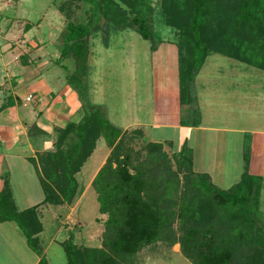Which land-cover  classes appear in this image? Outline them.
Returning a JSON list of instances; mask_svg holds the SVG:
<instances>
[{
    "label": "trees",
    "instance_id": "16d2710c",
    "mask_svg": "<svg viewBox=\"0 0 264 264\" xmlns=\"http://www.w3.org/2000/svg\"><path fill=\"white\" fill-rule=\"evenodd\" d=\"M159 7L164 25L175 35L180 104L190 107V84L210 53L222 54L264 71V0H159ZM58 11L65 23L59 33L61 47L56 62L58 65L70 59L71 75L64 78L68 83L69 78L76 79L71 89L76 93L82 116L75 124L67 123L59 130L51 150L36 155L42 175L40 204L57 201L53 186H64L63 190L59 188L63 199H72L76 189L74 174L99 135L108 146H113L91 181L99 212L106 214L102 247L77 248L69 235L62 244L66 263L120 264L133 257L143 245L159 239L178 243L182 254L193 264H264L263 236L251 242L246 240L251 252L239 255L237 238L227 234L234 231L242 237L245 231L242 226L247 231L248 223L257 218L259 182L247 173L245 155L242 172L233 186L219 189L206 174H197L191 189H184L186 193L192 190L193 196L186 197L183 191L182 200L177 202L174 200L177 175L184 169L189 171V149L185 145L180 149L174 171L168 169L161 146L156 142L145 145L148 162L136 161L132 165L131 148H121L125 133L108 122L102 106L86 98L84 81L89 70V39L97 31L115 33L130 29L149 41L152 48L159 43L151 28L147 0H66L58 6ZM59 67L67 68L63 64ZM180 123L186 122L181 119ZM134 132L133 135L141 134V130ZM183 177L189 178V175ZM158 194H165L169 201L162 204ZM37 209L33 206L16 211L8 180L2 176L0 221H14L25 236L27 246L38 255V264H48L37 246L36 236L41 231ZM174 219L178 220L181 230L177 237L172 229ZM252 246H257V250ZM236 255L241 260L239 263L235 261Z\"/></svg>",
    "mask_w": 264,
    "mask_h": 264
},
{
    "label": "rangeland",
    "instance_id": "374dc122",
    "mask_svg": "<svg viewBox=\"0 0 264 264\" xmlns=\"http://www.w3.org/2000/svg\"><path fill=\"white\" fill-rule=\"evenodd\" d=\"M65 1L0 0V46L4 50L2 51L4 55L0 58V83L3 81L4 63L7 65L6 71L9 75H17L19 71H23L21 73V80L24 81V85L18 91V94L23 95V98L26 97L25 101H29L33 106L40 101H38L37 97H31L30 90L28 91L27 88L29 85L37 86V90L40 92L41 90L44 91L42 87L45 84L48 88L61 95L71 89L72 85H75L76 82L75 78H69L70 83L64 78L65 75H71L70 71H72V67L70 59L68 58L59 62V64H63L67 68L59 67V64L57 65L56 62L57 58H59L61 47L59 33L65 23L63 16L58 11V6ZM147 2L151 9V28L154 32V38L156 37L159 43L155 44L152 48L149 41L143 40L130 29L120 30L115 33L108 32V30L97 31L89 39V70L84 81L86 82L85 90L87 89L86 98L90 103L103 104L107 108L105 114H108L116 123V127L125 133L121 148L127 150L131 148L130 158L132 165H135L136 161L148 162L149 157L146 154L145 145L156 142L161 146L160 150L164 159H166L168 169L174 171L177 167L176 163L179 160L178 154L180 149L184 145L188 149H191L187 150L191 158L189 171L184 169L183 173L179 172L177 175L178 184L177 189H175V201L182 200L184 189H191L193 178L197 174L204 173L215 187L223 190L227 189L238 181L241 173V171H238L239 168L232 166L233 160H231L229 154H226L227 152L225 151V140L232 138L233 134L226 132L218 133L222 142L216 148H213L211 141L216 137H212L208 133H205V136L202 137L200 135L198 137L191 135L187 137L185 144L179 146L174 141L172 142L170 138L174 137L173 139L177 140L183 133L171 136L169 130H156L160 136H164L165 139L168 138L169 141H154L152 127L147 128L145 126L144 128L136 125L138 121L153 122V110L155 106L153 92L156 76H160V70L162 71V68L160 69L161 63H163L164 59H167L166 57H161L160 50L164 44L175 47L174 32L163 23L164 17L159 7V0H147ZM26 25L28 26L27 30L25 28ZM169 49L171 52V48ZM169 51L166 50L167 54ZM171 55L173 57L167 59V63L174 62L177 72L176 47L172 54L169 53L167 57ZM232 64L235 66L245 65L246 70L250 72L254 70L259 72L260 70L222 54L210 53L203 60L198 76L199 78L204 75L208 77L213 73L212 76L219 77L220 79L224 77L231 78L232 76H228L227 71H229V68L227 67L233 66ZM31 72L34 74L33 77L30 76ZM222 72L223 75L219 74ZM20 75H17V78ZM26 80L28 82H25ZM210 81L212 82V80ZM27 83L29 84L28 86ZM201 83H197V85ZM39 85L41 86L39 87ZM195 87L198 88L197 86ZM223 88L224 86H222ZM8 89L9 87L6 85L4 88L6 92L0 93V99L2 98L3 101L8 99V92H10ZM206 105L204 104V106ZM25 108L27 111L29 110L28 105L25 103L20 106L22 114ZM223 109L221 104L212 109L204 108L205 111H202L201 116L202 123L207 124L212 122V124L215 123V125L221 126L223 122L230 124L234 121V123H237V118L233 117H237V115L228 112V114L224 113ZM188 112V109L187 111L184 108L180 109L178 112L180 119H189L191 115ZM4 121H7L5 113L0 115V122ZM61 128L55 126L52 130L51 145L56 142ZM134 130H141V134L133 135ZM129 138H132V140L130 141ZM176 140L175 142H177ZM112 149L113 146H108L100 135L96 138L89 155L74 174L76 189L70 201L63 199L62 190L64 186L56 187L51 184L57 201L53 204L43 205L46 206L44 207L46 210L44 213L43 211L40 212H42L41 216L44 214L41 223L44 229V239L39 240V235L36 236L38 239L37 244H39L37 246L42 251L40 254L45 257L48 264H67L62 244L69 235H71L72 242L77 248L102 247L101 241L106 214L99 212V203L91 181L97 171L104 165ZM45 151L49 150L45 149L40 152ZM116 154L120 155L118 152ZM119 155L117 157L121 158V155ZM144 164L146 165V163ZM34 165L38 180H40L42 178L40 166L38 164ZM114 166L115 163L112 162L111 167ZM145 167L143 168L144 170H146ZM163 170L166 171V169ZM20 171L21 173L15 171V182L12 180L16 184L13 191L17 197L16 201H18L19 197H26L28 194L34 195L36 192H39L38 194L40 195L41 190H37L36 178L30 174L26 175V172L24 174L22 170ZM205 171H210L211 173L207 174ZM128 172L130 174L133 173L131 169H128ZM161 174L160 172L158 175L161 176ZM185 174H188L189 178H184ZM190 191L187 193L184 191L185 193H183L185 196L187 194L186 197H192L193 195ZM160 200L162 204L165 201H169L165 194H158V201L160 202ZM16 206H18V203H16ZM242 227L245 229V231H242V237L238 236L237 232H227L231 237L237 238L239 242L238 248L240 249L239 255L244 254V252H251V246L246 244V240L249 239L251 242L254 238L256 240V238L264 237V197L258 198L257 218L248 223L247 231L245 225ZM172 229L176 237L180 236L181 230L179 229L177 219H174ZM23 237L25 238L24 235ZM252 247L257 250V246ZM44 250L45 253H43ZM239 255L235 256V261H238L237 263L241 261ZM120 264L193 263L182 254L178 243H169L166 240L155 239L143 245L135 252L133 257L126 258Z\"/></svg>",
    "mask_w": 264,
    "mask_h": 264
},
{
    "label": "crops",
    "instance_id": "0c3cea01",
    "mask_svg": "<svg viewBox=\"0 0 264 264\" xmlns=\"http://www.w3.org/2000/svg\"><path fill=\"white\" fill-rule=\"evenodd\" d=\"M169 48H171V52ZM172 48L174 49L172 50ZM2 49L0 46V58L4 55ZM166 50L172 54L175 47L164 44L160 50L162 58L169 59L173 57L172 55L167 57L169 53L167 54ZM167 59H161L163 60L160 66L162 71L160 70L159 77L156 76L153 92L155 104L153 122L138 121L136 125L144 128L145 126L147 128L152 127L154 141H169L168 138L165 139L164 136H160L156 130H169L171 136L183 133L177 140L173 139L174 137L170 138L172 142L174 141L179 146L185 144L187 137L191 135L202 137L205 136V133H208L212 137H216L211 140L213 148H216L222 142L218 133L233 134L232 138L225 140L226 154H229V157L233 160V163L231 162L232 166L239 168L238 171L241 172L243 157L246 156V171L249 175L256 177L259 182L258 198L264 197V72L260 70L259 72H256V70L250 72L246 70L245 65L235 66L232 64L233 66L227 67L229 68V71H227L228 76L232 77H224L223 80L212 76L213 73H208L210 74L208 77L204 75L199 78L198 70L190 84L191 105L187 108V105L179 103L176 67L174 62L167 63ZM6 66V63H4V76L2 77V83H0V93L6 92L4 90L6 85H8L10 92H8V99L4 101L2 98L0 99V115L5 113L7 117V121L0 122V189L2 188V176L4 175L8 180V187L16 211L37 206L36 213L40 223H42L44 214L41 216L42 212L40 211L44 213L46 210L44 208L46 206L40 204L43 199L42 192H40V195L39 192H36L34 195L21 196L16 201L17 197L13 192L14 185H16L14 184L15 171L21 173L20 170H22L24 174L26 172V175L30 174L36 178L37 190H41L34 165L37 164V153L41 150L52 149L51 134L55 126L63 127L67 123L75 124L80 120L82 111L76 93L72 89L60 95L45 84L42 87L45 92L42 90V92H39L37 86L34 85V87L27 83L31 97H37L40 102L34 106L29 101L26 102V97L23 98V95L18 94V91L24 85V81L21 80L23 71L17 73L18 76L21 74L17 78V75L7 73ZM219 74L223 75V72ZM33 75L31 72L30 76L33 77ZM197 83L201 84L197 85ZM222 86H224L223 89ZM24 103L28 105L29 110L23 109L25 111L22 114L20 106ZM92 104L102 106L105 112L107 111V108L101 103L94 102ZM204 104L207 105L204 106ZM220 104L224 108V113L237 115V117L233 116L235 119L237 118V123H234V121L230 124L223 122L222 126L212 124V122L202 123L201 116L204 108L212 109ZM182 108L186 111L188 109V114L191 115L189 119H183L186 122L183 124L180 123L181 119L178 114ZM105 115L108 122L116 126L110 116ZM205 172L207 174L211 173L210 171ZM16 203H18V206H16ZM43 232L44 229L41 224V231L38 234L39 240L44 239ZM43 253H45V250ZM0 264H38V255L27 246L22 232L14 221H0Z\"/></svg>",
    "mask_w": 264,
    "mask_h": 264
}]
</instances>
